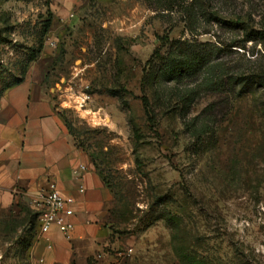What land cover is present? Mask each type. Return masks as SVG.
I'll list each match as a JSON object with an SVG mask.
<instances>
[{"label":"rangeland","instance_id":"374dc122","mask_svg":"<svg viewBox=\"0 0 264 264\" xmlns=\"http://www.w3.org/2000/svg\"><path fill=\"white\" fill-rule=\"evenodd\" d=\"M28 75L112 194L87 264H264V0H0V96ZM35 214L0 216L7 264Z\"/></svg>","mask_w":264,"mask_h":264},{"label":"crops","instance_id":"0c3cea01","mask_svg":"<svg viewBox=\"0 0 264 264\" xmlns=\"http://www.w3.org/2000/svg\"><path fill=\"white\" fill-rule=\"evenodd\" d=\"M66 105L45 90L43 79L29 75L0 96V216L52 187L75 199L70 240L55 229L51 249L44 239H33L39 264H87L95 242L109 237L112 194L97 160L72 141L61 115ZM80 165L86 170L76 174Z\"/></svg>","mask_w":264,"mask_h":264},{"label":"built area","instance_id":"2783aa9c","mask_svg":"<svg viewBox=\"0 0 264 264\" xmlns=\"http://www.w3.org/2000/svg\"><path fill=\"white\" fill-rule=\"evenodd\" d=\"M55 44L52 43V46ZM84 99L80 103V107L83 108L86 102L91 98L89 93L83 94ZM86 170L85 165H80L75 173H79ZM79 191L83 192L84 187L80 186ZM31 208L36 211L37 222L35 240L44 239L46 242V248L51 249L52 244L49 238V233L52 230H57L68 240L71 239L75 223L73 216L75 214L74 204L75 199L72 196L64 195L60 190L55 187L46 190L38 191L29 201ZM132 250L129 249L128 253ZM124 254L118 252V256ZM4 254L0 251V264H7ZM40 263L43 259L39 260Z\"/></svg>","mask_w":264,"mask_h":264},{"label":"trees","instance_id":"16d2710c","mask_svg":"<svg viewBox=\"0 0 264 264\" xmlns=\"http://www.w3.org/2000/svg\"><path fill=\"white\" fill-rule=\"evenodd\" d=\"M49 17H50V18H48V20H47V21H48V22H47V25L50 24L49 21H50V19H51V15H50ZM23 79H24V78H19V80H17L15 83H12V84L8 85V86L5 88V90L8 89V88H10V87H12V86H14V85H16V84H18V83H20V82H22ZM5 90H4V91H5ZM113 93H115V92H113ZM115 94H116V93H115ZM142 102H143V107H144V109H145V113H146V115H147L148 120H149L150 122L153 121V114H152V110H151L150 102H149V99L147 98V96H145V95L142 96ZM134 135H135L136 139H140L139 130H138L137 128H134ZM36 222H37V214H35V223H34V227H33V230H34L33 239H34L35 232H36Z\"/></svg>","mask_w":264,"mask_h":264},{"label":"bare ground","instance_id":"6f19581e","mask_svg":"<svg viewBox=\"0 0 264 264\" xmlns=\"http://www.w3.org/2000/svg\"><path fill=\"white\" fill-rule=\"evenodd\" d=\"M88 113V112H87ZM90 114V113H89Z\"/></svg>","mask_w":264,"mask_h":264}]
</instances>
